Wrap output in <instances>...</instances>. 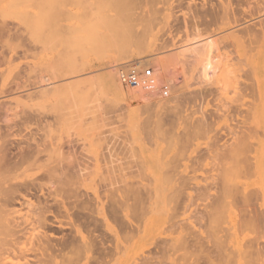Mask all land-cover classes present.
<instances>
[{
	"label": "rangeland",
	"instance_id": "374dc122",
	"mask_svg": "<svg viewBox=\"0 0 264 264\" xmlns=\"http://www.w3.org/2000/svg\"><path fill=\"white\" fill-rule=\"evenodd\" d=\"M113 1L0 0V264H264V0Z\"/></svg>",
	"mask_w": 264,
	"mask_h": 264
},
{
	"label": "bare ground",
	"instance_id": "6f19581e",
	"mask_svg": "<svg viewBox=\"0 0 264 264\" xmlns=\"http://www.w3.org/2000/svg\"><path fill=\"white\" fill-rule=\"evenodd\" d=\"M115 1V0H114ZM113 1V2H114ZM123 1V0H122ZM105 2V1H104ZM112 2V3H113ZM124 2V1H123ZM115 3V2H114ZM118 3V2H117ZM122 3V2H121ZM96 6V5H95ZM96 9V8H95ZM96 11V10H95ZM139 14V13H138ZM140 19V18H139ZM120 32V31H119ZM114 34V33H113ZM127 34V33H126ZM124 37V36H123ZM136 37V36H135ZM133 38V37H132ZM119 39V38H118ZM125 40V39H124ZM135 47V46H134ZM28 53V52H27ZM2 57V56H1ZM0 57V58H1ZM117 58V57H116ZM4 59V58H3ZM123 59V58H122ZM1 60V59H0ZM117 60V59H116ZM2 62V61H1ZM4 63V62H3ZM138 65V64H137ZM145 67V66H144ZM140 68V67H139ZM154 68V67H153ZM141 69V68H140ZM111 73V74H110ZM110 73H108V75L106 76V78L104 79V83H105V86H106V88L108 89V91L113 95V96H115V97H118V98H120V99H123V100H127V97H126V95H124V93L122 92V90H121V85H120V83H119V80H118V74L116 75L117 76V79L115 78V75H114V73H112V72H110ZM116 74V73H115ZM43 80V79H42ZM163 83V77H155V78H150V79H147V80H145V81H143V83L138 87V88H135V89H131L130 91H131V93H130V95H129V99L130 100H132V99H134V98H136V97H138L139 95H142L143 97H150V96H152V94L156 91V89L161 85ZM28 84V83H27ZM33 84V83H32ZM17 87V86H16ZM20 88H21V85H20ZM24 88V87H23ZM17 90V89H16ZM257 90H259V92H261V91H263L264 90V84H261L260 85V83H259V86H257ZM14 91V90H13ZM129 92V91H128ZM161 94V93H160ZM161 97V96H160ZM162 106V105H161ZM163 107V106H162ZM166 107H167V105H166ZM168 108V107H167ZM0 109H2V108H0ZM8 109V108H7ZM263 109V108H262ZM8 111H10V110H8ZM2 112V111H1ZM5 114V113H4ZM12 115V114H11ZM17 115V114H16ZM1 116V115H0ZM3 116V115H2ZM1 116V117H2ZM10 117V116H9ZM17 119H18V117H16ZM16 119V120H17ZM1 120V119H0ZM12 122V121H11ZM13 124V123H12ZM17 126V125H16ZM35 137V136H34ZM35 139V138H34ZM38 139H41V138H38ZM45 139H46V137H45ZM32 140V139H31ZM41 141V140H40ZM37 142V141H36ZM35 144V143H34ZM33 144V145H34ZM26 145H27V143H26ZM17 146V145H16ZM39 146V145H38ZM44 146V145H43ZM21 147V146H20ZM24 147V146H23ZM41 147V146H40ZM30 148V147H29ZM34 148V147H33ZM36 149V148H35ZM37 149H38V147H37ZM49 149V148H48ZM21 150V149H20ZM44 150V149H43ZM50 150V149H49ZM52 150V149H51ZM56 150V149H55ZM30 151V150H29ZM31 151H33V150H31ZM38 151V150H37ZM20 152V151H19ZM43 152V151H42ZM8 153V152H7ZM23 153H25V152H23ZM29 153V152H28ZM35 153V152H34ZM6 154V153H5ZM21 154V153H20ZM3 155V154H2ZM16 155V154H15ZM38 155V154H37ZM6 156V155H5ZM14 156V155H13ZM12 156V157H13ZM21 156V155H20ZM17 157V156H16ZM19 157V156H18ZM30 157V156H29ZM20 158H24L23 156L22 157H20ZM27 158V157H26ZM41 158V157H40ZM39 158V159H40ZM6 159H8V158H6ZM19 159V158H18ZM30 159H32V158H30ZM33 160V159H32ZM37 160V159H36ZM41 160V159H40ZM9 161V160H8ZM19 161V160H18ZM21 161V160H20ZM25 161V160H24ZM29 161V160H28ZM31 161V160H30ZM34 161V160H33ZM13 162V161H12ZM7 163V162H6ZM11 163V162H10ZM17 163H19V162H17ZM22 164V163H21ZM26 164V163H25ZM35 164V163H34ZM33 164V165H34ZM11 165H13V164H11ZM15 165H17L16 163H15ZM15 165H14V167H15ZM30 165V164H29ZM36 165V164H35ZM6 166H8V165H6ZM13 167V166H12ZM18 167V166H17ZM49 171V170H48ZM52 172H53V169H52ZM55 172H57V171H55ZM49 173V172H48ZM47 173V174H48ZM49 175H51V174H49ZM246 196V194L244 193V197ZM243 197V198H244ZM246 198H247V196H246ZM249 198V197H248ZM248 198H247V200H248ZM2 200V199H1ZM244 200H246L245 198H244ZM246 200V201H247ZM4 202V201H3ZM42 206V205H41ZM39 207V206H38ZM44 207V206H43ZM41 208V207H40ZM45 208V207H44ZM53 208V207H52ZM0 209H2V208H0ZM42 210V209H41ZM40 212V211H39ZM46 212V211H45ZM39 214V213H38ZM45 214V213H44ZM38 217H40V215L38 216ZM44 217H46L45 215H44ZM39 219V218H38ZM41 219H43L44 220V218H41L40 217V220ZM40 220H39V222H40ZM45 221V220H44ZM44 221H42L41 220V222H40V224H44V223H42V222H44ZM40 226V225H39ZM42 226H45V225H42ZM42 226H40V227H42ZM221 243V242H220ZM221 247H223V246H221ZM245 247H247V246H245ZM244 246L243 247H241V248H243V249H241V250H243L244 251V249H246ZM224 248V247H223ZM222 248V249H223ZM220 250V249H219ZM220 252H223V251H219V256H220ZM248 252H250V251H248ZM227 253H229V252H226V253H223V254H227ZM241 253V252H240ZM239 253V255H242V253L240 254ZM223 254L221 253V256H223ZM231 254H232V252H231ZM237 256H238V254H237ZM247 256V255H246ZM53 257V256H52ZM51 256L49 257V261L48 260H46V264H56L55 263V261H54V257L52 258ZM249 257V256H248ZM219 258V257H218ZM222 258V257H221ZM222 259H224L223 261H225L226 259L225 258H222ZM234 260V259H233ZM232 260V261H233ZM223 261H222V263H223ZM227 261V260H226ZM226 261L223 263V264H225L226 263ZM219 263H220V261H218ZM230 263V262H229ZM233 263V262H232ZM43 264H45V262L43 263ZM217 264V263H216ZM227 264V263H226Z\"/></svg>",
	"mask_w": 264,
	"mask_h": 264
},
{
	"label": "built area",
	"instance_id": "2783aa9c",
	"mask_svg": "<svg viewBox=\"0 0 264 264\" xmlns=\"http://www.w3.org/2000/svg\"><path fill=\"white\" fill-rule=\"evenodd\" d=\"M118 80L121 87L125 90L138 88L143 81L152 77L153 71L151 69H140L135 64H124L117 69ZM167 87L161 90V96H167Z\"/></svg>",
	"mask_w": 264,
	"mask_h": 264
}]
</instances>
